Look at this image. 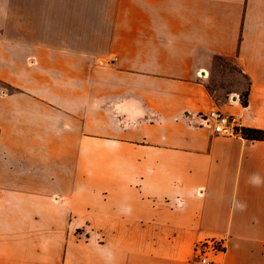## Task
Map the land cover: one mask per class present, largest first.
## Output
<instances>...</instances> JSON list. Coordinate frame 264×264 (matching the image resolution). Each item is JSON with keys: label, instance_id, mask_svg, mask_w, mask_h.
<instances>
[{"label": "crops", "instance_id": "0c3cea01", "mask_svg": "<svg viewBox=\"0 0 264 264\" xmlns=\"http://www.w3.org/2000/svg\"><path fill=\"white\" fill-rule=\"evenodd\" d=\"M5 7L0 264H264V0Z\"/></svg>", "mask_w": 264, "mask_h": 264}, {"label": "built area", "instance_id": "2783aa9c", "mask_svg": "<svg viewBox=\"0 0 264 264\" xmlns=\"http://www.w3.org/2000/svg\"><path fill=\"white\" fill-rule=\"evenodd\" d=\"M197 119H199L201 127L211 129L218 136H242L239 120L235 116L226 115L218 109L198 115ZM225 251L224 241L216 238L201 240L195 245L190 264H216L218 256Z\"/></svg>", "mask_w": 264, "mask_h": 264}, {"label": "rangeland", "instance_id": "374dc122", "mask_svg": "<svg viewBox=\"0 0 264 264\" xmlns=\"http://www.w3.org/2000/svg\"><path fill=\"white\" fill-rule=\"evenodd\" d=\"M6 0H0V42H5V32L7 31V24L5 22V7ZM12 26L13 29H12ZM20 30V25H11V31ZM243 101L245 102V98L243 97Z\"/></svg>", "mask_w": 264, "mask_h": 264}, {"label": "trees", "instance_id": "16d2710c", "mask_svg": "<svg viewBox=\"0 0 264 264\" xmlns=\"http://www.w3.org/2000/svg\"><path fill=\"white\" fill-rule=\"evenodd\" d=\"M242 136H244L249 140H255V141L264 140V131L242 130Z\"/></svg>", "mask_w": 264, "mask_h": 264}]
</instances>
